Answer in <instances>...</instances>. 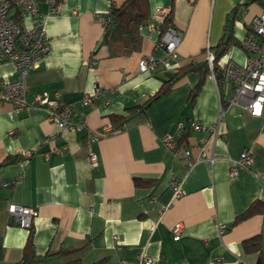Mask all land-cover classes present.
<instances>
[{
  "label": "crops",
  "instance_id": "crops-1",
  "mask_svg": "<svg viewBox=\"0 0 264 264\" xmlns=\"http://www.w3.org/2000/svg\"><path fill=\"white\" fill-rule=\"evenodd\" d=\"M124 1H38L50 49L25 77L28 94L57 92L61 101L74 106L73 121L83 113L91 130L107 126L112 131L88 146L84 132L60 130L44 108L15 112L10 102L0 103L4 261H19L28 237L27 228L10 221L7 207L16 203L38 211L32 223L37 264L54 260L137 264L142 254L152 264H210L217 257L223 264H256L258 252L245 251L242 242L258 238L264 251V214L232 223L254 201L264 204V113L258 116L238 105L226 107L223 136L214 143L215 159L200 161L188 171L162 139L169 132L181 138L178 122L187 130L191 122L204 127L198 132L189 129L183 142L187 147L209 137L207 127L216 121L221 103L230 95V83L222 80L219 87L211 74L189 68L166 93L130 114L120 128L114 129L111 115H125L129 107L153 95L187 66H202L207 50L213 53L226 32L238 44L230 45L219 62L244 63L241 40L253 17L264 11V0H148V21L139 28L138 49L110 57L98 14ZM52 4L59 6L58 12ZM157 6L171 8L172 22L183 37L177 57L167 67L140 73L142 56L164 54L158 47L161 19L154 12ZM21 22L31 23L28 18ZM17 78L13 64L0 63V87ZM96 88L102 89L101 94L84 105L83 96ZM244 148L251 152L252 166H237V175L231 176L230 167ZM23 150L33 152L28 160L19 159ZM89 151L97 155L95 167L88 159ZM173 176L182 178L184 190L176 198L168 184ZM136 178L149 183L136 184ZM177 223L181 233L174 238L171 227ZM219 224L227 226L222 235ZM114 235L119 236L118 243ZM62 249L72 252L53 254Z\"/></svg>",
  "mask_w": 264,
  "mask_h": 264
},
{
  "label": "built area",
  "instance_id": "built-area-1",
  "mask_svg": "<svg viewBox=\"0 0 264 264\" xmlns=\"http://www.w3.org/2000/svg\"><path fill=\"white\" fill-rule=\"evenodd\" d=\"M39 0H0V63L8 62L14 65L18 73V78L12 81L3 82L0 87V103L10 102L15 112L28 110L32 107H41L47 111L48 119L55 123L60 130H72L84 132L86 135V144L89 146L92 142L109 134L112 129L103 127L99 131L91 130L81 114V118L73 121L71 116L75 112L71 103L61 101L59 93L55 92L49 95L47 92H36L29 95L26 89L25 77L27 73L37 67L38 63L48 53L50 49L49 39L44 26V16L38 8ZM55 12L59 10L58 5L52 4ZM15 11L18 12L16 15ZM111 8L98 14L100 21L105 26L110 19ZM155 14L164 20L170 13L168 6H157L154 9ZM21 18L30 19L29 25H24L18 20ZM183 32L174 27H168L161 32L158 47L163 48L162 56L152 54L142 56L138 61L140 73L152 74L156 70L167 67L172 60L177 57V48L182 40ZM241 46L246 51L244 63H238L232 59H226L219 62L222 73V80L231 84V92L227 100L221 103L214 123L207 127L209 137L199 138L190 147L180 143L173 132L167 133L162 141L166 148L174 157L180 156L184 162V170H190L195 164L203 160L213 161L215 140L223 136L221 123L226 107L238 105L247 109L252 115H262L264 113V11L253 17L249 29L241 40ZM206 59L210 70H213V54L210 50L206 52ZM211 76L215 79L214 74ZM100 88L92 93H86L82 98L84 105L92 102L101 94ZM199 122H191L189 129L192 131L203 130ZM176 130L182 134L185 130L183 123L178 122ZM196 151L193 153V151ZM33 152L23 150L18 155L19 159L28 160ZM48 157L49 153H44ZM88 159L91 166L98 164L96 153L89 151ZM237 166L251 168L252 156L249 149L241 150L239 157L230 167V175H237ZM169 187L172 189V197H180L184 194L182 188V178L173 176L169 180ZM154 199V198H152ZM7 212L10 221L17 225L30 228L34 218L38 215L37 209L27 207L16 203H9ZM227 226L218 225V234L225 233ZM174 238H178L181 233L180 223L171 227ZM115 243L119 242V236L114 235ZM153 261L145 254L139 256L137 264H152ZM210 264H223L222 258L217 257Z\"/></svg>",
  "mask_w": 264,
  "mask_h": 264
},
{
  "label": "trees",
  "instance_id": "trees-1",
  "mask_svg": "<svg viewBox=\"0 0 264 264\" xmlns=\"http://www.w3.org/2000/svg\"><path fill=\"white\" fill-rule=\"evenodd\" d=\"M149 5L148 0H125L121 5L115 6L112 5L110 12L111 21L104 26V36L103 42L108 50V56H122L129 55L132 52L136 51L140 42V33L139 28L141 25L145 24L148 21L149 16ZM16 15L18 12L15 11ZM18 20L21 23V17L18 16ZM168 27L176 26L172 22L171 13L161 21L160 30L163 32ZM233 44H238V42L233 38L232 34L225 33L222 37L220 43L213 48V70L211 71L206 59L205 63L202 66H187V68L178 71L173 77L164 81L160 88L153 94L147 97L143 102L131 106L127 109L125 115H111V122L114 129H118L122 126L126 118L138 111L143 110L150 102L154 99L159 98L164 93H166L176 80H178L182 74L187 72L189 68L201 69L202 74L213 73L216 83L220 87L222 83V73L219 67V59L222 57L226 49ZM212 50V49H211ZM200 67V68H197ZM205 67V69H203ZM199 84L192 90V98L195 97L199 90ZM185 127L184 132L182 133L181 138L179 139L180 143H183L186 137L189 135V127ZM136 184H147L149 183L146 179H135ZM4 186H9L5 184ZM261 213L264 214V204L260 201H254L243 213L235 217L232 224L239 222L240 220L247 218L253 214ZM243 249L248 252L256 251L258 252V258L256 264H264V251H262L261 243L258 238L247 239L242 242ZM72 250L62 249L53 254L66 256ZM74 261H78L74 260ZM38 256L35 253V246L33 243V227L28 228V237L23 248V254L19 261L14 263H7L3 258V251L0 247V264H37ZM98 264V263H94Z\"/></svg>",
  "mask_w": 264,
  "mask_h": 264
},
{
  "label": "rangeland",
  "instance_id": "rangeland-1",
  "mask_svg": "<svg viewBox=\"0 0 264 264\" xmlns=\"http://www.w3.org/2000/svg\"><path fill=\"white\" fill-rule=\"evenodd\" d=\"M49 264H62V262L60 260H54Z\"/></svg>",
  "mask_w": 264,
  "mask_h": 264
}]
</instances>
